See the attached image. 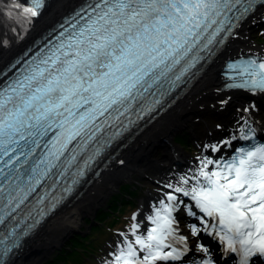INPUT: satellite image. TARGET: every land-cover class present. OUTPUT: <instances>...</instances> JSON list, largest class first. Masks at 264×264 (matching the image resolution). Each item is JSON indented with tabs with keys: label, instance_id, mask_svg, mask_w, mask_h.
<instances>
[{
	"label": "snow or ice",
	"instance_id": "obj_1",
	"mask_svg": "<svg viewBox=\"0 0 264 264\" xmlns=\"http://www.w3.org/2000/svg\"><path fill=\"white\" fill-rule=\"evenodd\" d=\"M45 6L46 0H7L0 17L31 24ZM258 7L264 0H90L76 13L85 23L51 56L27 62L24 74L0 83V264L18 246L17 209L65 152L74 153L94 138L100 117L106 123L113 113L123 115L202 39L200 51L210 53ZM225 79L231 81L228 88L264 94V55L228 63ZM256 107L243 111L251 115ZM238 131L239 139L251 143L227 158L197 156L195 167L162 186L168 191L144 217L150 226L141 231L143 221L133 214L103 264H215L198 242L202 233L222 245V259L264 264V142L257 140L250 116L242 117ZM236 139L204 150L221 153ZM41 145L47 151L26 167ZM65 160L71 166L76 156ZM181 215L194 221L186 222L183 234ZM190 239L202 256L189 262Z\"/></svg>",
	"mask_w": 264,
	"mask_h": 264
},
{
	"label": "bare ground",
	"instance_id": "obj_2",
	"mask_svg": "<svg viewBox=\"0 0 264 264\" xmlns=\"http://www.w3.org/2000/svg\"><path fill=\"white\" fill-rule=\"evenodd\" d=\"M83 1L51 0L47 11L26 30H19L17 25L0 17V72L41 33ZM254 22L258 26L264 23V7L246 20L227 48L197 78L184 96L123 148L96 179L81 189L82 195L77 200L71 201L46 222L37 236L11 264H26L25 256L31 250L41 246L52 248L60 243L62 236L80 227L81 218L89 213L95 205L102 203L108 194L120 185V182L147 177L154 184L163 186L167 182H174L178 175L189 172L195 167L197 156L213 155L204 150L197 156H190L177 147L176 154L182 157L186 163L182 166L173 163L171 158L166 157L170 153H167L166 156L163 155L165 158L158 157L157 154L173 142L172 136L178 130L185 128L193 132L196 130L202 132L209 139L204 144L209 146L222 145L224 140H229L230 135H235L242 126V117L250 116V122L264 130V111L261 110L260 104L253 99H240L237 92L225 90L226 83L222 78V70L227 58L250 53L264 55V47L254 44L249 38V32ZM4 41L7 42L6 45L3 44ZM223 101H227V103ZM253 104L257 107L251 115L243 111L244 108ZM227 111L229 113H226ZM221 133H224L220 135L222 137L219 136ZM162 140L166 142L162 145V150L159 149L156 152V147ZM225 147L223 145L222 149ZM145 200L146 209H143L137 219L138 222L143 221L141 231L150 226L144 217L151 213L154 204L148 200V197ZM181 231L182 234L187 231L183 224H181ZM101 235L100 233L99 236ZM190 241L192 242V239ZM74 249L77 250L76 246ZM209 255L211 256L210 251ZM195 256L200 259L202 254L197 252ZM213 261L218 264L216 260ZM31 263L33 262L27 264Z\"/></svg>",
	"mask_w": 264,
	"mask_h": 264
},
{
	"label": "trees",
	"instance_id": "obj_3",
	"mask_svg": "<svg viewBox=\"0 0 264 264\" xmlns=\"http://www.w3.org/2000/svg\"><path fill=\"white\" fill-rule=\"evenodd\" d=\"M178 141H181L182 143H186V138L184 135L178 137ZM131 184H126L123 186V188L120 190L118 194H116L113 198L110 199L108 202L109 208L112 210H118L119 204L118 203H124L123 209H121L119 215H113L112 212L104 211V209H100L99 215L101 216H112L113 219L109 221L108 226L110 229H117L120 228L123 224L128 223L130 221H125L124 216L129 215L132 211L136 210V201H128L127 195L129 194H137L139 193V190H133ZM115 205V206H113ZM131 208L132 211L127 212L125 208ZM89 222V220H87ZM95 231H100L101 236H98V238H92V235L88 236L85 239V243H81L79 241L80 238H82L81 235L73 236L68 243L60 250L58 251L53 258L46 261L44 264H90L86 260L89 256L97 255L99 256L102 252V247L104 245V239L107 238L111 234V230H108L106 228H99L94 227ZM88 239H91L88 241ZM74 246H78L83 249V252L80 253L74 249ZM94 261V259H93Z\"/></svg>",
	"mask_w": 264,
	"mask_h": 264
},
{
	"label": "rangeland",
	"instance_id": "obj_4",
	"mask_svg": "<svg viewBox=\"0 0 264 264\" xmlns=\"http://www.w3.org/2000/svg\"><path fill=\"white\" fill-rule=\"evenodd\" d=\"M258 28V29H257ZM259 32L264 33V28H259L258 26H252L250 32H249V38H250V41L253 42L254 44L260 46V47H264V35H261ZM186 131L182 129L178 130L177 132H175L172 136V140H174L175 138H177L178 136L184 134ZM197 154H192V156H195ZM131 181L130 180H125V181H122L120 182V185L118 187H116L111 193L108 194V196L106 197V199L100 203V204H97L93 207V209L89 212V213H86L82 218H81V222H80V227H78L77 229L75 230H72V231H69L67 233H65L63 236H62V239L60 240V243L54 245L52 248L50 247H47V246H41L39 247L38 249H33L31 250L26 256H25V262L26 264L29 263V262H33L31 264H44L46 261H48L49 259L53 258V256L58 252L60 251L67 243L68 241L73 237V236H76L77 234H79L80 232H83V233H86L87 230H84L85 228V223H86V220L88 219H91L94 217V215L98 212V210H100L101 208H103L105 205L108 204V202L110 201L111 198H113L116 194H118V192L123 188L124 185H126L127 183H130ZM148 187H152L151 189H155V186L152 185L151 183H149ZM136 197L138 195H135ZM138 212H134L133 214H137ZM132 214V215H133ZM132 215H126L124 216L126 219H131ZM109 220V219H108ZM108 220L104 222V225L106 227L107 223H108ZM131 224L127 223L125 225H123L121 227V231H126L130 228ZM103 227V228H105ZM84 230V231H83ZM100 231H96L94 233V235L92 236V238H97L99 235H100ZM115 233V232H114ZM116 234V233H115ZM88 236H86L85 238H87ZM110 239V238H109ZM116 239L117 236H116ZM91 240V239H88V241ZM116 241L117 240H114L113 241V245H116ZM110 248V247H109ZM111 249V248H110ZM80 253H82L83 249L80 248L79 249ZM197 253V252H196ZM107 255L108 254H103L101 256V258L99 259L100 261H104L105 258H107ZM94 264H99L96 260V263ZM103 264V262L101 263Z\"/></svg>",
	"mask_w": 264,
	"mask_h": 264
},
{
	"label": "water",
	"instance_id": "obj_5",
	"mask_svg": "<svg viewBox=\"0 0 264 264\" xmlns=\"http://www.w3.org/2000/svg\"><path fill=\"white\" fill-rule=\"evenodd\" d=\"M21 254V253H20ZM17 256H19V255H17Z\"/></svg>",
	"mask_w": 264,
	"mask_h": 264
}]
</instances>
